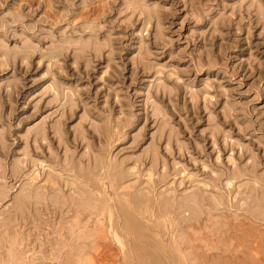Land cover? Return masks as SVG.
<instances>
[{
  "label": "rangeland",
  "instance_id": "rangeland-1",
  "mask_svg": "<svg viewBox=\"0 0 264 264\" xmlns=\"http://www.w3.org/2000/svg\"><path fill=\"white\" fill-rule=\"evenodd\" d=\"M151 7L149 19L145 9ZM91 35L107 47L79 55L64 40ZM0 40L2 253L10 246L19 254L31 249L27 264H64L62 255L53 260L69 248L59 250V239H70L67 227L80 215L88 218L70 201L91 187L109 206L101 217L112 240L108 256L119 245L112 226L123 194L155 198L144 222L168 243L191 222L174 206L196 192L206 198L203 211L215 207L212 212L231 224L218 231V245L228 233L235 237L227 253L198 241L205 245L199 258H208L200 264L212 258L221 264L228 255L235 259H224L228 264H264V220L248 219L264 188V0H0ZM155 105L167 113L165 128ZM37 125L44 134L35 133ZM153 145L156 164L146 151ZM96 153L104 169L88 180L84 173ZM112 165L111 171L124 169L115 184L107 172ZM36 190L39 199L29 195ZM55 194L67 203L54 202ZM162 197L170 199L166 210ZM207 216L202 213V223ZM235 222L244 227L243 238ZM87 225L93 228L94 221ZM202 225L198 236L210 231Z\"/></svg>",
  "mask_w": 264,
  "mask_h": 264
},
{
  "label": "bare ground",
  "instance_id": "bare-ground-1",
  "mask_svg": "<svg viewBox=\"0 0 264 264\" xmlns=\"http://www.w3.org/2000/svg\"><path fill=\"white\" fill-rule=\"evenodd\" d=\"M259 8L260 7L258 5V9ZM145 10H146V14H147L148 18L151 19L152 16L154 15V7L153 8L152 7L151 8H146ZM160 28H161V25L159 27V24H158V31L159 32L161 31ZM97 38L98 37H95V36L92 37V35H91V37L88 36V38L86 37L84 39H83V37L81 38V36H80V38H78V39L77 38H75V39H72V38L71 39H67L66 38L64 40L66 41L67 45H69V46L70 45L71 46L74 45L75 49L78 51V54L80 55V54L86 53V51L88 49H90L91 47L95 50V52H101L103 49H105L107 47L108 44L105 43L106 41L100 42ZM1 40H0V43H1ZM27 40H26V42H27V45H28L29 41H27ZM2 43H3V41H2ZM66 44H64V45L66 46ZM2 45H3V48H5L4 44H2ZM6 46H7V44H6ZM28 46H26V47L29 48ZM27 48L24 51H27L28 50ZM5 49H7V47ZM17 52H20V51L17 50V51L12 52V53H13L14 56H16V55H19ZM155 106H156L155 107L156 109L154 108L155 111H156L155 114L156 113L159 114L157 116L161 115V117H162V127L165 128V125L167 124V120L168 119H167V117L164 114H167V113L163 112L165 109L163 110L161 108L162 106L161 107H159L157 105H155ZM29 130H30V128H29ZM55 131H56V134H58V136L63 138V136H64L63 132L64 131L61 128L60 125L55 126ZM79 131L83 135L85 134L83 128L80 127ZM162 131H164V130H162ZM44 132H45V130H44V126L43 125H37L35 127V133L37 135L44 134ZM173 132H174V130L171 129L170 130V135L173 134ZM3 138H4L3 135H1L0 136V144L3 142ZM155 145L151 146L150 148H148V150H146V151L149 152V155L151 154L150 156H152V161H153L154 164H156L157 160H158V149H157V147ZM66 155L68 156V154H66ZM13 165H14V169H16L17 165L16 164H13ZM103 167H104V163H103L102 156L99 153H96L93 156L92 163L89 162V164H88L87 173H84V174H85V176H86V178L88 180H91L92 174H96L97 171L99 173H101V171H103V169H104ZM120 167H119V169L115 168V170L111 171V169H113V165H112V168L109 167L108 170H107L108 177L110 178L112 184H115L118 181V179L122 177V173H123L124 169L120 168ZM116 169H118V170H116ZM122 182H123V180H122ZM96 186H94V187H96ZM124 188L122 186V190ZM128 188H127V190H128ZM28 190H30V189H28ZM82 191L79 190V192H82ZM120 191H121V189H120ZM5 193L6 192L3 189V187L0 186V199L4 196ZM97 193L98 192H95V190L93 188L88 187L87 189L85 188V191L80 193V195H77L76 198L72 197L71 201L69 200L70 203H73V206L75 207V210L77 209L78 212H79V210H81V212L85 211L86 214L88 213V218H87V215H86V218H85L86 221L83 220L84 217H85V214H82V215H84L83 219H79V217L82 218V216L78 213L80 216L77 218V220L78 219L79 220H78V222L76 220L77 224H75L74 220L76 218L73 217L74 220L72 219L71 221H73L74 224H71L72 222H70L71 225H69V226L67 225L68 227H67V230L65 232L67 235L70 236L69 237L70 239H68V237L65 236V234L63 236L64 240H63L62 237H61V239H59V240L64 241V242H60V241H58L56 239L58 242H60L59 245H57V247L59 246V250L64 248V247H66V246H69V248L68 249L66 248L67 249L66 251H64L65 249L64 250L62 249L64 251V253H61L62 251H58L57 250L60 253L58 255L54 254V256H56V257L53 258L54 257L53 256L52 257L53 260L54 259H59V258L61 259V257L64 256L63 257L64 258V264H168L169 261L171 262V264H200L201 262H203L202 261L203 260L202 257H206V254L203 255L202 257L200 255V258H201L200 259L199 258V254L202 251L199 253V250H201L200 248L203 249L205 247V245L209 246V249L210 248H212V249H218V248L222 249L223 252H225V253H227L228 251L231 252V249L233 248V246H230V245H232V242H233L232 239H235V237H234V235L232 237L229 236L230 234L228 233V231L226 232V230H230L231 227L229 228V226L231 224H227V225H229L228 226L229 229L227 228L225 230V232L228 233V235L226 234L227 237H226V240H225L224 244H222L223 247L221 248V245H218L219 243H221V242H219L221 237H219V235L217 237V234H218V231H224L222 229L226 228L227 225L224 222L226 217L224 219V216L221 215V214H218V212L217 213L216 212L213 213L212 211H213V209H215V207L212 209V211H209V209L208 210L206 209L209 212L203 211V208H204V206L206 204V198L202 194H198L196 192H192L190 194L182 196V198H180L177 201L176 205L174 206L177 216L178 217H182V219H184V220L186 219V220L191 221V222L188 223L185 227L184 226L183 227L180 226L181 228L179 227L178 230L175 231V233L173 234L172 239L170 241H168V243H166L165 242L166 240L164 241V238L161 237V235L151 231L147 227V225H145L146 223L144 222L145 214L146 213H151L152 214L153 207H154V204H155V198H154V200L153 199L149 200L144 193H140L139 192L133 198L127 197L125 194H123L124 202L120 205V212H117V214L114 212L116 215L113 218L114 222H113V226H112V230H113V233H112L113 236L112 237L115 240H117L119 245L116 244V245H118L116 247L117 250L115 252H113L114 253L113 255H112V252H110L111 254H109V256H108L106 254V251H108V250H106V249H109L108 246H110L112 240H111V237H110L109 232H108L107 222L105 223L102 220L101 217L105 216L108 213L109 206H108V203L106 201V198L103 195L97 194ZM40 194L41 193H38V191L36 193L33 192V194L29 193L30 196H34L37 199L41 198ZM253 195H254V193H253ZM44 196H42V197H44ZM255 196L257 197L256 198V202L251 207L249 205V208H248L250 217L246 216V217H248V219L250 220V222L252 224L257 223L258 220H264V188L259 190V193H257ZM51 198H52V200L54 202H60V203H65V204L67 203V201H66L67 199H65L64 196H61L60 194H55L53 196L51 195ZM168 205H170V199L166 198V197H162V199L160 201V207L163 208L164 210H166ZM112 210H113V208H112ZM112 210H111V212H112ZM187 212L189 213L188 215L185 214ZM202 213L203 214L204 213H208V216L206 217V220H203V221H205L204 223L201 222ZM229 214H231V213H229ZM236 215H234V216L238 218L237 220H239V218H240L239 215L237 213H236ZM157 218L159 220V225L165 227V224L161 220V214L160 213L158 214ZM235 220H236V218H235ZM90 221H94L93 228L90 227L89 225H87ZM226 221H227L226 223H228V220H226ZM180 224L181 223L178 222V225H180ZM234 224H236V222L233 223V225ZM201 225L206 227V228H208L210 230L209 233L207 232L208 234H206L204 236H198L197 233H200V232H198V230H199ZM224 225H226V226L224 227ZM236 225L237 226H234V227H237L236 230L238 229L239 231H241V232L237 233V236L239 238H243L244 237V227L243 228L242 227L239 228L238 227V222H237ZM206 228H204V229L206 230ZM64 229H66V228H63L62 230H64ZM60 230H61V228H60ZM56 231H58V230H56ZM58 233H59V231H58ZM219 233H221V232H219ZM10 234H13V232L12 233L10 232ZM224 235H225V233H223V235L221 234L220 236L223 237ZM213 237L215 239L218 238L217 240H215L216 241L215 243H217V242H219V243L210 245L211 244L210 241L212 242ZM58 238H60V237H58ZM73 241L76 242V243L73 244L72 243ZM198 241H201L202 244H205L204 247H201V245H200V243H198ZM243 242H241V243H243ZM18 243H20V242H18ZM31 244H33V243H31ZM29 245H30V243H29ZM207 246H206V249H208ZM251 246H250V248H251ZM3 247H4V244H3V246L2 245L0 246V256H1L0 260L2 262H4V264H18L19 262L23 263V264H27L29 262L28 261L29 258L27 260V255L31 254V249L29 251L30 253L28 251H27L28 252L27 253L26 250H25L23 253L19 254L17 249L13 248V246L12 247L10 246L7 250H5L6 251L5 253H2L4 250L2 249L3 251H1V248H3ZM112 247H113V245H112ZM239 247H241V246H239ZM206 249L204 251H206ZM233 250H234V248H233ZM208 251H206V252H208ZM235 251H238V250H235ZM235 251H234V256H236L235 255ZM53 252H54V250H53ZM214 252H213V254H214ZM223 252L219 253V255L221 254V256H222ZM32 253L35 254L34 251H32ZM34 254H32V256ZM210 254H212V253H210ZM217 255H218V253L216 254V256ZM213 256H215V255H213ZM232 256H233V253H232ZM28 257H30V256H28ZM35 257H37V256H35ZM222 257L224 258L225 255L222 256ZM227 257H226V259H227ZM237 258H239V257L237 256ZM237 258H236V260H237ZM31 259L32 258H30V260ZM199 259L201 260V262H200ZM212 259L213 260L212 261L210 260V262H213V261L215 262V258H212ZM217 259H218V256H217ZM224 259H222V263H223ZM228 259L231 262V260L234 259V257L232 259H230L228 257ZM26 260H27V262L24 263ZM204 260H206V259H204ZM207 260H208V258H207ZM225 260H224V263L226 262ZM216 261L220 262L219 260H216ZM210 262H208V263L210 264ZM214 262H213V264H214ZM48 263H50V262H48ZM240 263H242V262L240 261Z\"/></svg>",
  "mask_w": 264,
  "mask_h": 264
}]
</instances>
